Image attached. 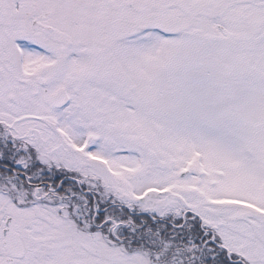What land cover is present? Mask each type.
<instances>
[{
  "label": "snow or ice",
  "instance_id": "obj_1",
  "mask_svg": "<svg viewBox=\"0 0 264 264\" xmlns=\"http://www.w3.org/2000/svg\"><path fill=\"white\" fill-rule=\"evenodd\" d=\"M0 264H264V0H0Z\"/></svg>",
  "mask_w": 264,
  "mask_h": 264
}]
</instances>
